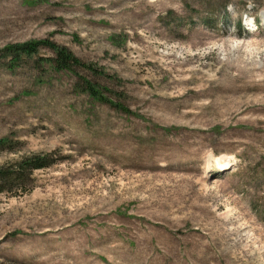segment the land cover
<instances>
[{
  "label": "rangeland",
  "instance_id": "1",
  "mask_svg": "<svg viewBox=\"0 0 264 264\" xmlns=\"http://www.w3.org/2000/svg\"><path fill=\"white\" fill-rule=\"evenodd\" d=\"M37 40L84 65L0 54V264H264V0H0Z\"/></svg>",
  "mask_w": 264,
  "mask_h": 264
},
{
  "label": "trees",
  "instance_id": "2",
  "mask_svg": "<svg viewBox=\"0 0 264 264\" xmlns=\"http://www.w3.org/2000/svg\"><path fill=\"white\" fill-rule=\"evenodd\" d=\"M41 47H47L55 52V55L52 57H46L41 59H46L50 65L57 70H71L75 65H84L82 64L76 56H74L70 51H66L64 47H59L56 43L49 40H37V41H28L20 44H10L1 49V55H5L9 58V62L16 64L18 60L24 57H30L35 55ZM83 80V79H82ZM83 86L86 87L88 93L98 99L104 100L103 95L100 93L96 87L88 82L83 80ZM48 158L46 156H29L25 157L19 161H16L14 164L9 165L8 167L0 168V189L2 186H10L12 179L15 176V179L19 177L26 171L41 168L46 165ZM18 172L20 174L17 176Z\"/></svg>",
  "mask_w": 264,
  "mask_h": 264
},
{
  "label": "bare ground",
  "instance_id": "3",
  "mask_svg": "<svg viewBox=\"0 0 264 264\" xmlns=\"http://www.w3.org/2000/svg\"><path fill=\"white\" fill-rule=\"evenodd\" d=\"M233 164H234L233 159L222 161L221 163L218 164V167L220 168L218 170L220 171L223 168L222 170L225 171L227 169H230ZM228 166H230V167L227 168ZM207 167H208V169H206V172H209L210 171V168H209L210 165H208Z\"/></svg>",
  "mask_w": 264,
  "mask_h": 264
}]
</instances>
